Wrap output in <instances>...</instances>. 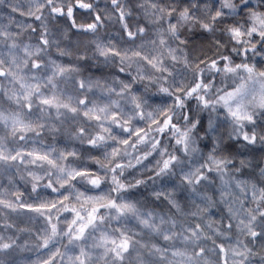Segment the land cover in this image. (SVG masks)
Listing matches in <instances>:
<instances>
[{
	"label": "snow or ice",
	"instance_id": "1",
	"mask_svg": "<svg viewBox=\"0 0 264 264\" xmlns=\"http://www.w3.org/2000/svg\"><path fill=\"white\" fill-rule=\"evenodd\" d=\"M0 264H264V0H0Z\"/></svg>",
	"mask_w": 264,
	"mask_h": 264
}]
</instances>
